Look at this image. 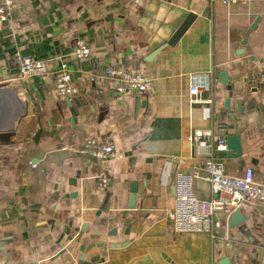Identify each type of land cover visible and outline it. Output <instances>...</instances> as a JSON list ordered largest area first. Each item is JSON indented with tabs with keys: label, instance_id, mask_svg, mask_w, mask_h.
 Listing matches in <instances>:
<instances>
[{
	"label": "crops",
	"instance_id": "0c3cea01",
	"mask_svg": "<svg viewBox=\"0 0 264 264\" xmlns=\"http://www.w3.org/2000/svg\"><path fill=\"white\" fill-rule=\"evenodd\" d=\"M14 1L11 19L0 25V83L18 80L22 95L0 88V264H75L82 254L81 264H259L264 203L241 204L215 238L175 232L166 212L173 172L200 163L188 140L197 129L215 133L222 123L227 135H239L241 155H218L225 172L250 167L264 182V0ZM189 11L195 18L187 30L153 53ZM76 39L91 47L90 56H71ZM16 52L45 60L50 71L66 62L77 93L59 97L52 74L21 78ZM108 67L150 76L143 108L139 93H116ZM223 70L226 85L218 78ZM194 74L208 79L197 100L189 92ZM88 137L115 147L105 186L100 166L79 153ZM193 190L200 199L212 195L202 179Z\"/></svg>",
	"mask_w": 264,
	"mask_h": 264
},
{
	"label": "built area",
	"instance_id": "2783aa9c",
	"mask_svg": "<svg viewBox=\"0 0 264 264\" xmlns=\"http://www.w3.org/2000/svg\"><path fill=\"white\" fill-rule=\"evenodd\" d=\"M228 4L234 0H219ZM15 7L14 0H0V25L9 22ZM91 54V47L82 39H76L71 56L74 59H83ZM17 71L21 78L52 74L54 90L59 97H68L77 93L72 83V69L66 62H60L58 68L50 71L46 61L34 58L27 54L16 52L13 55ZM262 83L264 85V55L259 61ZM105 75L115 80L116 93H143L151 84L149 75L143 72L126 71L115 67L105 69ZM206 75H192L189 87L190 95L196 99L200 87L207 86ZM227 127L217 124V131L212 129H197L188 135L195 157L200 163L190 171L175 170L173 172V207L166 212L167 220L177 233H206L216 237V231L221 227L222 220L227 223L232 212L243 203H264V182L254 177L253 170L247 167L241 175H229L225 172L219 154L228 151ZM79 153L87 160H95L102 170L99 173L100 184L105 186L108 178L105 162L116 155L115 147L111 142H100L94 137L85 139ZM32 166L31 163H29ZM202 179L207 182L211 197L200 199L193 190V182ZM230 246L229 242L226 243ZM261 257L260 263L263 264Z\"/></svg>",
	"mask_w": 264,
	"mask_h": 264
},
{
	"label": "water",
	"instance_id": "95a60500",
	"mask_svg": "<svg viewBox=\"0 0 264 264\" xmlns=\"http://www.w3.org/2000/svg\"><path fill=\"white\" fill-rule=\"evenodd\" d=\"M194 18H195V14L189 11L188 14L186 15V17L181 21V23L175 29V31L173 32L171 37L164 44H162L155 51H153V53L161 50V48L166 46V45H173L181 37V35L187 30V28L189 27L191 22L194 20ZM259 20H260V17H256L253 20V22L251 23V25L242 33V39H241V44L242 45L246 43L247 36H248L249 32L251 30L256 29ZM241 52H243L242 48L239 49V53H241ZM218 78L223 84L226 85V82L229 79L228 76H227V71H225V70L221 71L218 74ZM10 86H12V88L15 89V92H16L17 95H22L21 94V90L19 89V81L18 80H11V81L0 83V88L1 87H10ZM228 88H230V86H228ZM135 101H136L137 105H139L141 108H143L145 106V104H146V97H145L144 94L139 93V94H137L135 96ZM228 102H229V99H226L225 100V105L226 106H228ZM27 106H28V100H24V108H23V112H22L23 116L26 115V113H27V109H28ZM72 114H74V111H72ZM226 142H227V147H228V151L226 152V154L228 156L237 157V156L241 155L242 148H241V141H240L239 135H236V134L227 135ZM136 191H137L136 182L130 183V185H129V201H128L129 208H133L134 207ZM109 196L110 195L107 194L106 200H105L104 204L101 205V207L99 208V211H101V210L106 208V206L108 205ZM237 212H239V211L235 210L234 212H232L231 215L233 216ZM114 230L115 229H112L109 233L110 234L114 233L115 232ZM99 244H101V243H99ZM93 245H94L93 243H90L89 245H87L86 248H85V251L88 250ZM83 257H84V254H82L80 256V260L77 263H75V264H81V262H82L81 259H83Z\"/></svg>",
	"mask_w": 264,
	"mask_h": 264
}]
</instances>
